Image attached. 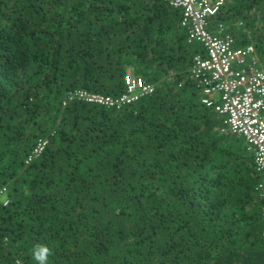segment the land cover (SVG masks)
Here are the masks:
<instances>
[{"label": "trees", "instance_id": "trees-1", "mask_svg": "<svg viewBox=\"0 0 264 264\" xmlns=\"http://www.w3.org/2000/svg\"><path fill=\"white\" fill-rule=\"evenodd\" d=\"M219 23L264 61V0ZM200 53L166 0H0V264H264V170L201 102ZM126 74L153 91L66 99Z\"/></svg>", "mask_w": 264, "mask_h": 264}, {"label": "built area", "instance_id": "built-area-1", "mask_svg": "<svg viewBox=\"0 0 264 264\" xmlns=\"http://www.w3.org/2000/svg\"><path fill=\"white\" fill-rule=\"evenodd\" d=\"M166 1L181 8V23L187 27L188 40L197 42L204 52V56L195 54L191 65L195 86L205 96L201 102L225 116L226 130L244 140L253 152L255 169L264 170V62L257 61L251 43L234 45L222 24L209 31V19L218 12L223 0ZM152 91L151 84L126 74L124 91L117 97L75 89L66 93V99L112 107L132 103ZM44 143L45 140H38L31 156L37 155ZM261 187L258 183L255 189ZM3 194L4 188L0 187L1 205L6 204ZM260 215L264 235V207Z\"/></svg>", "mask_w": 264, "mask_h": 264}, {"label": "clouds", "instance_id": "clouds-1", "mask_svg": "<svg viewBox=\"0 0 264 264\" xmlns=\"http://www.w3.org/2000/svg\"><path fill=\"white\" fill-rule=\"evenodd\" d=\"M223 2H224V0H223ZM222 6V5H221ZM220 9V8H219ZM213 17V16H212ZM211 17V18H212ZM210 31V30H209ZM226 31V30H225ZM248 44V43H247ZM244 45V44H243ZM254 51H255V49H254ZM255 57H256V59H257V61H259V62H264V61H260L258 58H257V55H256V52H255ZM223 128H225V126L223 127ZM244 141V140H243ZM245 143V142H244ZM246 144V143H245ZM247 146V145H246ZM248 149V148H247Z\"/></svg>", "mask_w": 264, "mask_h": 264}, {"label": "crops", "instance_id": "crops-1", "mask_svg": "<svg viewBox=\"0 0 264 264\" xmlns=\"http://www.w3.org/2000/svg\"><path fill=\"white\" fill-rule=\"evenodd\" d=\"M222 25H223V24H222ZM223 27H224V29H225V26H224V25H223ZM213 30H215V29L213 28ZM226 32H227V31H226ZM202 53H203V54L200 53V55L204 56V52H203V50H202Z\"/></svg>", "mask_w": 264, "mask_h": 264}]
</instances>
